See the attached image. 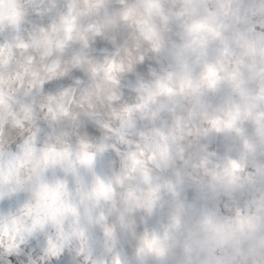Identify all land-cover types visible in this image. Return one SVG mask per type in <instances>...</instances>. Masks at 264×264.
I'll return each mask as SVG.
<instances>
[{"label": "clouds", "instance_id": "obj_1", "mask_svg": "<svg viewBox=\"0 0 264 264\" xmlns=\"http://www.w3.org/2000/svg\"><path fill=\"white\" fill-rule=\"evenodd\" d=\"M0 264H264V0H0Z\"/></svg>", "mask_w": 264, "mask_h": 264}]
</instances>
